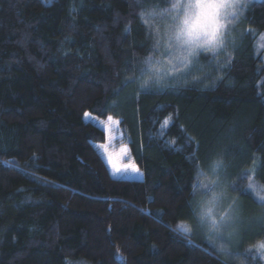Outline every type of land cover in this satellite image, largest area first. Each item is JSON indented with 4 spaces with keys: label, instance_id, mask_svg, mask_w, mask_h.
<instances>
[{
    "label": "trees",
    "instance_id": "obj_1",
    "mask_svg": "<svg viewBox=\"0 0 264 264\" xmlns=\"http://www.w3.org/2000/svg\"><path fill=\"white\" fill-rule=\"evenodd\" d=\"M167 2L0 0V264H240L193 208L223 159L228 199L264 210V0L204 68L142 89L140 12ZM87 113L119 121L143 179L111 175Z\"/></svg>",
    "mask_w": 264,
    "mask_h": 264
},
{
    "label": "snow or ice",
    "instance_id": "obj_2",
    "mask_svg": "<svg viewBox=\"0 0 264 264\" xmlns=\"http://www.w3.org/2000/svg\"><path fill=\"white\" fill-rule=\"evenodd\" d=\"M246 7V0H168L164 7L156 5L150 10L141 11L143 23L154 21V48L159 49L163 45L165 52L170 54L168 63L171 68L162 75L158 68L160 61L153 59L154 53L149 54L141 67L133 69L134 73H140V87L147 89L151 83L160 84L167 75H175L194 64L198 65L201 53L218 56L226 51L231 35L229 24H235ZM136 82L132 79V83ZM223 163V159L215 162L212 169L214 179H210L201 169L203 179L200 180V187L204 192L193 211L207 228L210 238L227 241L237 234L242 221L241 209L235 200L227 207L222 206L225 196L219 172ZM248 187L255 186L249 184ZM232 190L242 191L238 185H233ZM259 199L264 206V195ZM256 248L264 257V241L258 242ZM220 251L227 252L223 244Z\"/></svg>",
    "mask_w": 264,
    "mask_h": 264
},
{
    "label": "rangeland",
    "instance_id": "obj_3",
    "mask_svg": "<svg viewBox=\"0 0 264 264\" xmlns=\"http://www.w3.org/2000/svg\"><path fill=\"white\" fill-rule=\"evenodd\" d=\"M254 1H258V0H246L247 7L241 12L238 21L235 24H229V30L231 32V35L228 37L227 45L232 41H235L234 39L241 29L240 28L241 20L245 16V13L248 10L251 3ZM153 24L154 21L152 20H149L148 24H146L151 32H152ZM263 39H264V35L261 36V41ZM155 51H154L153 59L160 61V65H158V68L160 69L161 74L165 75L166 73H168L169 69L171 68V65L168 63L170 54L165 52L163 45L159 49H155ZM203 57H209V59H214L216 56H214L212 53H206V54L201 53L200 63L198 65L194 64L190 66L188 69H184L176 73L175 75H167L162 82H166L169 80L173 81L176 78L182 76L184 77L189 72H191L196 66L204 68L205 65L203 64L204 63ZM85 120L89 122H94L106 134L105 143L102 144L95 143V146L97 147L99 153L105 160L111 175L115 178L143 179L144 177L143 172L135 164L130 149L128 145H126L125 143L119 121L112 117L111 120H109V117L106 119H99L89 113L85 114ZM136 169H138V171H136ZM252 185L255 186L252 190L254 191L253 192L254 198L259 204L260 208L263 209L264 206H262V202L260 201L259 197L264 195V188L256 182ZM201 189L202 190H201L200 200L204 192V189L203 188ZM224 196L225 198L223 200L222 206L227 207L228 204L232 202V200L230 201L228 199V194L226 193L225 190H224ZM234 198L241 209L242 222L239 225L237 234L233 236L231 240H227V241L210 238L207 228L199 220L202 229H204L203 233L205 234L206 238H208L209 240L214 242L215 245L218 246L219 250H220V245L223 244L227 249L226 255L228 257H238L240 260V264H247V263L251 264V261L249 260L248 257H254L252 260L255 263L261 261L262 264H264V257H262V255L259 253V251L256 248L258 242L264 241V239L257 238L260 229L264 228V216H263L264 210L263 212H259L257 208L252 207L253 205L249 201H246L238 194L235 195Z\"/></svg>",
    "mask_w": 264,
    "mask_h": 264
}]
</instances>
